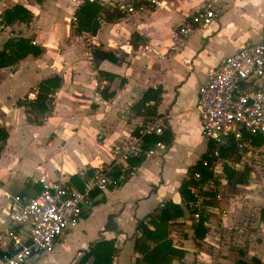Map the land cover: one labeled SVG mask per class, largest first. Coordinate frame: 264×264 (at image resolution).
<instances>
[{"label":"crops","instance_id":"crops-1","mask_svg":"<svg viewBox=\"0 0 264 264\" xmlns=\"http://www.w3.org/2000/svg\"><path fill=\"white\" fill-rule=\"evenodd\" d=\"M86 1L0 0V45L23 36L43 49L40 56L21 60L17 68H0V127L9 133L0 153V232L13 224L15 203L7 193L36 197L42 180H61L83 191L95 170L115 163L116 169L128 165L134 171L119 187L94 191L92 207L79 223L69 227L50 252L25 264L49 260L77 264L98 242L107 240L118 248L114 264H135L139 221L163 202L185 207L180 187L211 143L203 138L197 111L201 84L210 69L246 44L260 41L264 33V0H157L154 4L89 0L111 9L119 6L125 16L114 22L102 20L96 35H78L75 13ZM209 3L217 13L213 22L198 27L172 57L162 59L174 29ZM17 4L33 13L32 21L5 26V10ZM123 5H134L136 10L128 13ZM91 43L117 57L99 62L101 70L116 73L117 78L109 80L98 73L89 59ZM53 75L63 81L51 113L43 116L19 105L34 100V89ZM157 86L164 93L155 117L165 119L173 140L134 166L133 157L123 156V148L145 118L135 115L132 106L144 91ZM110 93L114 95L106 99ZM256 143L251 146L260 149L259 156L241 154L238 161H230L238 173L233 182L222 178L225 173L214 175L218 195L215 206L208 209L211 233L207 231L204 239L196 237L188 208L184 223L170 225L174 243L186 250L185 257L173 264H264V144ZM246 167L250 172L241 182L238 178ZM244 226L245 233L239 232ZM22 232L27 235V228ZM218 237L220 244L215 241ZM93 261L91 256L85 264Z\"/></svg>","mask_w":264,"mask_h":264},{"label":"built area","instance_id":"built-area-1","mask_svg":"<svg viewBox=\"0 0 264 264\" xmlns=\"http://www.w3.org/2000/svg\"><path fill=\"white\" fill-rule=\"evenodd\" d=\"M156 1L151 0L152 4ZM122 8L128 13L136 10L134 5H123ZM140 9H144V6L141 5ZM215 17L216 10L212 3H209L188 21L178 25L171 35L170 45L161 55L162 59L172 57L198 27L211 24ZM148 48L149 46H146V49ZM89 59L95 61L93 51L89 52ZM263 81L264 33L260 41L246 44L219 66L209 70L207 80L199 88L197 102L203 138L217 146H233L240 155L246 154L249 158L259 156L260 149L252 147L250 141L252 136L264 135ZM164 122L162 117L140 122L135 128L137 134L132 136L130 143L123 148V156L150 158L164 149L163 142L146 147L148 135L164 133ZM226 160L221 157L217 148L210 152L209 158L201 160V166L212 171L214 175L219 172L224 174ZM228 164L234 167V163ZM116 166L117 163L111 164L101 169L100 173L89 176L83 191L72 188L61 180H42L43 188L36 197L7 193V198L15 203V211L12 226L0 232V264H25L34 256L50 252L65 231L77 225L92 207L94 191L105 192L111 186L119 187L134 171L127 165L122 168L120 177L115 179L112 172ZM191 178L200 181L203 175L199 170H195L193 175L187 173L186 179ZM222 178L226 179V176ZM249 180L251 181V178ZM205 185L215 189L216 180L209 179ZM201 188V185H193L190 188L193 193L199 195L198 200L192 204L191 213L195 223L207 216L210 207L201 202L205 199L199 194ZM160 206L163 208L165 203ZM177 221L185 222L183 218ZM204 226L209 229V220L204 222ZM24 227L27 228V235L22 232ZM245 228L246 226L240 227L239 232L245 233ZM208 233H211V230ZM215 241L220 244L221 238L218 237Z\"/></svg>","mask_w":264,"mask_h":264},{"label":"trees","instance_id":"trees-1","mask_svg":"<svg viewBox=\"0 0 264 264\" xmlns=\"http://www.w3.org/2000/svg\"><path fill=\"white\" fill-rule=\"evenodd\" d=\"M77 24L75 26V33L82 35L89 33L96 35L101 28V21L108 22L117 21L125 16V12L119 7L108 8L102 6L97 1L87 0L83 6L76 11ZM33 19V13L23 5L17 4L9 9H6L2 23L5 26L14 24L17 21L29 23ZM91 46V45H90ZM93 55L95 57V68L98 73L106 77L109 80L117 78L116 73H109L100 69L99 62L102 60L117 61V57L108 51L92 46ZM43 52L42 47L35 44V41L29 37L16 36L6 40L0 45V68L12 67L18 65L21 60L29 55L35 57L40 56ZM63 77L60 75H53L42 80L37 88L34 89L36 97L34 100L19 101V105L28 106L31 109H36L43 116L51 113L54 107V95L61 87ZM123 85V80L121 82ZM106 91H103V94ZM164 89L162 86L150 87L137 99L132 106V110L137 116H143L145 120L158 116V106L163 99ZM114 93L105 94V98L108 99L113 96ZM137 134V132H136ZM9 133L6 129L0 127V153L3 150V143L7 140ZM173 140V134L170 129H165L162 135H148L146 137V147H150L158 142H163L165 145H170ZM257 142L256 144H264V135L252 136L250 143ZM219 149L221 157L226 160L224 166V173L230 182H233L237 177V172L228 163L230 161H238L240 154L233 146L225 147L224 145L217 146L210 143L208 150L204 153L201 159L189 169V174L193 175L195 170H199L203 178L200 181L194 179H185L180 187V193L185 201V207L181 206L173 201L165 202L163 208H157L152 214L139 221L138 235L135 238V250L139 254L135 264H173L174 260H181L186 255V250L176 245L169 231L170 225L176 222L179 218L185 216V210L188 208L192 212V204L198 200L197 194L191 191L193 185H201V191L199 194L205 197L201 202L204 206H215L217 203L214 200L218 191L212 187H206V183L209 179L214 177L212 171L207 170L201 166V160L209 158L210 152L215 149ZM145 157H133L131 164L139 166ZM214 157L212 158V160ZM96 170L95 174L100 173ZM250 172V168L246 167L238 178L239 181H245L247 174ZM122 174V168L114 169L112 176L118 179ZM209 219V214L203 216L198 223H194L196 237L204 239L206 237L208 229L204 226V222ZM118 252V248L115 247L113 240L98 242L89 253H87L77 264H85L91 256H94L93 264H114L115 255ZM258 262V261H256ZM236 264H248L242 261Z\"/></svg>","mask_w":264,"mask_h":264},{"label":"rangeland","instance_id":"rangeland-1","mask_svg":"<svg viewBox=\"0 0 264 264\" xmlns=\"http://www.w3.org/2000/svg\"><path fill=\"white\" fill-rule=\"evenodd\" d=\"M4 34V33H3ZM87 43H90V41L89 42H87ZM93 46V44L91 43V46L89 45V48H90V50L89 51H92V49H91V47ZM214 230V229H213ZM218 229H216L215 231L217 232V233H219L218 231H217ZM216 232H213V233H216ZM57 253H59V251H57ZM44 264H56V263H53L52 261H48V263H44Z\"/></svg>","mask_w":264,"mask_h":264},{"label":"water","instance_id":"water-1","mask_svg":"<svg viewBox=\"0 0 264 264\" xmlns=\"http://www.w3.org/2000/svg\"><path fill=\"white\" fill-rule=\"evenodd\" d=\"M15 68H17V65L15 66ZM228 139H226V142H227Z\"/></svg>","mask_w":264,"mask_h":264}]
</instances>
